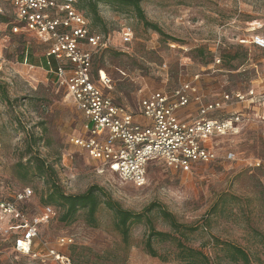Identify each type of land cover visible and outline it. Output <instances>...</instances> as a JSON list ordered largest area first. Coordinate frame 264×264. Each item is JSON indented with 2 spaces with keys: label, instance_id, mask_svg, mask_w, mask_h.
<instances>
[{
  "label": "rangeland",
  "instance_id": "obj_1",
  "mask_svg": "<svg viewBox=\"0 0 264 264\" xmlns=\"http://www.w3.org/2000/svg\"><path fill=\"white\" fill-rule=\"evenodd\" d=\"M142 7L147 21L158 25L164 36L148 29L133 9L122 11L101 4L104 25L90 20L94 33L110 39L109 48L94 56L96 80L99 73L109 78L105 93L134 114L148 93L172 91L196 76L206 103L224 93L254 91L253 100L235 102L223 112L228 117L243 114L239 134L213 144L220 156L232 152L236 160L197 164L190 173L155 162L149 166L144 187L122 181L71 143L83 135L84 116L49 73L46 45L29 34H14L12 26L19 25L13 10L6 7L2 16L7 21L0 23V80L10 91V101L0 99L4 192L13 195L31 189V215L42 214L47 206L54 209L50 223L41 227L37 244L48 242L73 264H180L162 262L145 251L144 225H134L130 243H123L114 214L105 205L99 208L94 224L86 210L71 223L62 222L64 211L46 204L49 187L45 179L33 170L25 177L26 171L19 167L27 166L32 146L33 155L59 172L65 193L80 195L98 186L135 213L158 203L179 223L199 228L190 236L189 245L203 249L216 264L233 263L214 239L237 245L254 264H264V173L250 167L255 160L264 162V48L252 44L254 36L264 37V0H146ZM124 28L133 31L131 43L122 42ZM56 66L51 60V67ZM192 107L196 110L199 106ZM153 214L156 228L170 232L158 213ZM61 238H72L73 243L60 247ZM11 246L0 254V264L14 259ZM156 249L171 258L175 255L169 245H157ZM16 263L43 264L23 257Z\"/></svg>",
  "mask_w": 264,
  "mask_h": 264
},
{
  "label": "built area",
  "instance_id": "obj_2",
  "mask_svg": "<svg viewBox=\"0 0 264 264\" xmlns=\"http://www.w3.org/2000/svg\"><path fill=\"white\" fill-rule=\"evenodd\" d=\"M6 7L13 10L21 27L12 26L14 34H29L46 45L49 73L66 89L84 116L83 135L73 138L71 143L122 181L144 187L149 166L155 162L190 173L197 164L236 160L232 152L220 156L213 144L217 139L239 134L243 114L237 112L228 117L223 112L235 102L253 100L254 91L224 93L206 103L195 83L199 79L196 76L195 80L182 81L172 91L148 93L140 102L139 112L134 114L105 93L104 88L111 83L109 78L99 73L96 80L94 56L109 48L110 39L91 30V21L78 9L77 0H0L1 15ZM121 37L124 44L131 43L133 31L124 28ZM252 44L263 49L264 37L254 36ZM51 60L57 62L56 67H51ZM221 62L217 58V65ZM193 102L200 105L197 116L183 119L181 112ZM250 167L264 173L261 160H255ZM3 169L0 159V254L10 244L14 253L10 264H15L19 257L43 264H73L70 257L48 242L38 246L41 227L50 223L54 209L47 206L42 214L31 215L28 205L34 192H4ZM72 243V238L58 242L60 247Z\"/></svg>",
  "mask_w": 264,
  "mask_h": 264
},
{
  "label": "trees",
  "instance_id": "obj_3",
  "mask_svg": "<svg viewBox=\"0 0 264 264\" xmlns=\"http://www.w3.org/2000/svg\"><path fill=\"white\" fill-rule=\"evenodd\" d=\"M144 1L146 0H79L80 4L77 7L80 11L85 12V15L94 24H100L101 26L104 25L99 10L101 4H106L122 11L133 9L136 16L143 21L148 29H152L161 36H164V32L158 25L147 21L142 7ZM6 21V18L0 14V23ZM0 99L4 102L10 101L9 87L1 80ZM32 149V146L28 149V154L31 157L27 166L19 164V167L26 171L25 177L29 174L30 170H33L35 175L45 179L49 187L46 204H52L64 211L61 217L62 222L71 223L80 211L86 210L90 223L94 224L99 208L105 205L114 214L115 228L121 235L123 243L127 245L130 243L132 227L140 224L147 228L145 251L151 257L158 258L162 262L176 261L180 264H216L203 249H197L189 245L190 236L199 231L198 227H189L179 223L174 214L158 203L151 204L141 213L126 210L119 203L112 200L105 189L98 186H92L84 194L69 195L64 192L63 186L60 184L59 172L56 168L49 165L39 155H33ZM154 212H157L158 216L169 225L171 228L170 232H161L156 228L153 219ZM213 242L216 246L224 249L229 262L233 264H254L250 255L243 248L231 243L219 242L217 239H214ZM157 245L174 247V257L171 258L165 254H161L156 249Z\"/></svg>",
  "mask_w": 264,
  "mask_h": 264
},
{
  "label": "crops",
  "instance_id": "obj_4",
  "mask_svg": "<svg viewBox=\"0 0 264 264\" xmlns=\"http://www.w3.org/2000/svg\"><path fill=\"white\" fill-rule=\"evenodd\" d=\"M200 91V89H199ZM200 94L202 95V93L200 92ZM205 99V96L202 95ZM192 106H200L198 103L196 102H193L188 108L184 109L182 112H181V116L183 119H193L197 116L198 114V110H199V107L195 108L192 107Z\"/></svg>",
  "mask_w": 264,
  "mask_h": 264
}]
</instances>
